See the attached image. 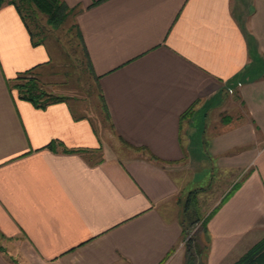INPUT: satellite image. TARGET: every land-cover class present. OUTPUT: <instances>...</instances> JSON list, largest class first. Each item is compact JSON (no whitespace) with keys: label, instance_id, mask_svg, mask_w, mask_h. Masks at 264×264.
Instances as JSON below:
<instances>
[{"label":"crops","instance_id":"1","mask_svg":"<svg viewBox=\"0 0 264 264\" xmlns=\"http://www.w3.org/2000/svg\"><path fill=\"white\" fill-rule=\"evenodd\" d=\"M63 1L101 109L9 89L50 59L1 6L0 264H192L202 169L194 245L233 264L264 237V0Z\"/></svg>","mask_w":264,"mask_h":264},{"label":"rangeland","instance_id":"2","mask_svg":"<svg viewBox=\"0 0 264 264\" xmlns=\"http://www.w3.org/2000/svg\"><path fill=\"white\" fill-rule=\"evenodd\" d=\"M28 21L31 28L37 34L35 38L44 37L43 41L39 44L45 46L50 59L49 63L44 67L45 73L43 75H46L42 76L43 79L40 78L44 88L55 95H63L73 99L81 98L82 102L80 103L83 106L85 105L88 111L100 110L101 106L97 88L89 73L88 63L82 46L75 35V28L71 27L73 19L71 18L64 25L55 27L48 24L45 16L39 13L34 18H29ZM71 101L74 102L73 100ZM209 172H211L210 169H202L198 172L196 179H202L203 182L197 185H189L187 189L189 191L186 192L187 196L189 194L192 195L191 193L193 195L196 194V189H199L196 186H205V184H208L206 181L211 176ZM202 206L199 209L205 208L207 201ZM202 227H204L202 221H197L192 224L189 227L188 234L184 236V242H188L190 236H196ZM201 236H203L202 232ZM191 263L203 264V256L193 254L191 256Z\"/></svg>","mask_w":264,"mask_h":264},{"label":"trees","instance_id":"3","mask_svg":"<svg viewBox=\"0 0 264 264\" xmlns=\"http://www.w3.org/2000/svg\"><path fill=\"white\" fill-rule=\"evenodd\" d=\"M13 4L19 14L21 15L27 29L30 32L31 40L33 44H39L43 41L44 37L36 39V32L31 28L28 19L34 18L39 13L43 14L46 18V22L52 26L58 27L66 24L71 18L73 19L72 28H75V35L78 38L84 55L86 57L89 73H90V63L88 59L87 50L84 46L82 34L79 30L78 24L76 22V15L79 13L80 8L69 7L63 0H0V8L4 4ZM35 67H31L24 71H20L16 74L15 77L8 81L9 89H14L17 92L19 98L25 99L33 103L36 107H45L52 102H57L59 100L65 99V96L55 95L47 91L39 72L35 71ZM46 75V74H45ZM44 75V76H45ZM69 151H77L79 149H67ZM153 156V155H151ZM153 158H156L153 156ZM188 195L183 209V218L188 220L189 223L184 226L183 233L186 236L190 230L192 224L200 220V217L197 213V217H194V207L197 203L196 194ZM194 201V204H193ZM192 206V209L189 206ZM205 221V220H204ZM204 221L203 226H204ZM189 241L186 242L187 256L191 257L194 255H202L203 261L205 260L206 251H197L195 248L193 237H189ZM192 238V240H191ZM193 241V242H192ZM206 247V246H205ZM204 247V248H205ZM0 249L2 246L0 245ZM233 264H264V237L256 242L252 247H250L239 259H237Z\"/></svg>","mask_w":264,"mask_h":264}]
</instances>
